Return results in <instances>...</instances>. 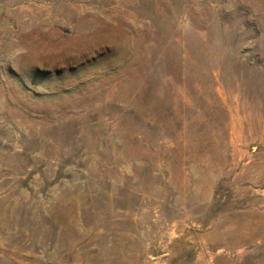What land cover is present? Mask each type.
I'll use <instances>...</instances> for the list:
<instances>
[{"label": "rangeland", "instance_id": "rangeland-1", "mask_svg": "<svg viewBox=\"0 0 264 264\" xmlns=\"http://www.w3.org/2000/svg\"><path fill=\"white\" fill-rule=\"evenodd\" d=\"M0 264H264V0H0Z\"/></svg>", "mask_w": 264, "mask_h": 264}]
</instances>
